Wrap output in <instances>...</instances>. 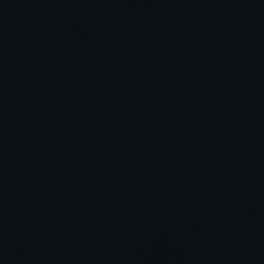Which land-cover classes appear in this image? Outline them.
I'll return each mask as SVG.
<instances>
[{
	"label": "water",
	"instance_id": "water-1",
	"mask_svg": "<svg viewBox=\"0 0 264 264\" xmlns=\"http://www.w3.org/2000/svg\"><path fill=\"white\" fill-rule=\"evenodd\" d=\"M0 264H264V0H0Z\"/></svg>",
	"mask_w": 264,
	"mask_h": 264
}]
</instances>
